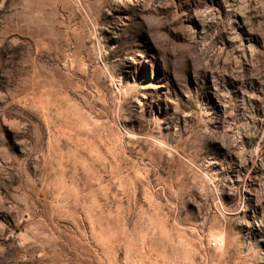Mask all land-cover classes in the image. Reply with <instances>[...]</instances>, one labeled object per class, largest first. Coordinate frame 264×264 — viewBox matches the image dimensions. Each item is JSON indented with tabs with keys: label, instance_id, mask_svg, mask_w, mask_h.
I'll return each instance as SVG.
<instances>
[{
	"label": "rangeland",
	"instance_id": "rangeland-1",
	"mask_svg": "<svg viewBox=\"0 0 264 264\" xmlns=\"http://www.w3.org/2000/svg\"><path fill=\"white\" fill-rule=\"evenodd\" d=\"M0 264H264V0H0Z\"/></svg>",
	"mask_w": 264,
	"mask_h": 264
},
{
	"label": "bare ground",
	"instance_id": "bare-ground-1",
	"mask_svg": "<svg viewBox=\"0 0 264 264\" xmlns=\"http://www.w3.org/2000/svg\"><path fill=\"white\" fill-rule=\"evenodd\" d=\"M22 19V18H21Z\"/></svg>",
	"mask_w": 264,
	"mask_h": 264
}]
</instances>
